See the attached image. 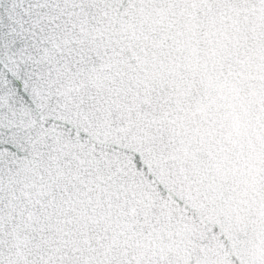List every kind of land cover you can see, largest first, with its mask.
Returning <instances> with one entry per match:
<instances>
[{
  "label": "snow or ice",
  "instance_id": "snow-or-ice-1",
  "mask_svg": "<svg viewBox=\"0 0 264 264\" xmlns=\"http://www.w3.org/2000/svg\"><path fill=\"white\" fill-rule=\"evenodd\" d=\"M0 264H264V0H0Z\"/></svg>",
  "mask_w": 264,
  "mask_h": 264
}]
</instances>
